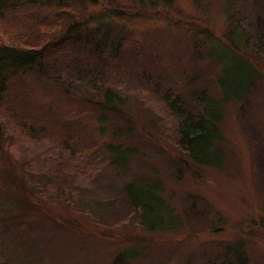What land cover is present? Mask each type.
<instances>
[{
	"label": "trees",
	"instance_id": "16d2710c",
	"mask_svg": "<svg viewBox=\"0 0 264 264\" xmlns=\"http://www.w3.org/2000/svg\"><path fill=\"white\" fill-rule=\"evenodd\" d=\"M198 1L200 3L202 0ZM239 1L229 0L224 8L229 24V30L225 34L212 33L202 27H193L191 33L201 39L199 45H194L193 55L201 54L208 45L214 48L221 44L233 53L243 66L241 70L246 82L244 86L236 80L235 73L230 77L231 83L234 81L241 92L225 93L224 98L215 104L217 99L213 95L193 88L196 79L194 76L186 78L183 87H177L175 83L171 84L161 71L163 78L162 75H152L148 66L155 68V63L144 66L139 42L132 41L129 33L123 29L124 25L116 31L115 24L127 16L124 7L114 4L109 6L110 9H106L100 0H0V26L5 30L0 33V152L13 145L10 144L14 141L9 134L13 129L24 134L23 140H31L29 146L43 145L39 142L45 138H53L55 144H60L55 135L62 126L73 125L74 120L94 113L99 126L104 124L112 128L110 138L100 130L101 142L89 143L86 149L78 152L69 150V153L62 155V161L68 157L67 162L73 163L76 157L87 153L88 158L96 165L94 167H98L97 173L82 179V183L87 181L90 189L82 191L86 198L83 205L87 204L83 206L84 213L90 212L92 215L98 210H108V206L112 204L118 207L116 204L119 202H128L130 208L127 210L128 214L125 213L127 218L130 219L137 212L140 224L147 233L179 230L183 226V219L175 206H172V200L169 199V203L164 197L163 179L152 180L144 174L148 167L144 164L145 157L136 146L134 134L129 131L132 120L127 118L124 128L112 127L117 123L115 117L123 118L126 115L122 104L124 100L116 94L119 90L109 81L110 78L107 79V75L113 73L124 76L129 73L143 81L155 93L164 96L167 111L174 118L175 152L185 156L188 161L185 168L180 167L179 162L174 165L177 178L192 174L197 179L202 169H222L226 164V140L221 130L225 116L224 105L229 104L228 102L245 105L256 88V82L262 78L261 69L254 61L264 58V0H242L250 8H258V11H255L257 22L254 24V33H248L246 27L241 24L242 20H234L238 13L242 16L243 9L239 6ZM130 3L134 9L142 11L169 7L171 0H130ZM75 13H79L82 20L74 17ZM144 14L140 13L137 18ZM14 20L17 25L10 33ZM6 23L10 27H7ZM130 47L131 51L128 50ZM205 57L208 59L206 53ZM209 63L211 66L215 65L210 61ZM222 85L219 84L220 87ZM52 87L63 92L75 103L78 113L58 115L54 102L47 94L39 97L31 94L35 89L47 93ZM88 93L89 96H83ZM38 126H41V134L34 131V127ZM7 135L10 136L8 141ZM75 139L74 130H67V140L63 146L68 148L67 144ZM26 142L18 143V147ZM55 149L57 147L48 148L45 152L34 149L35 155L25 156L24 159L16 158L21 167L23 184L30 190L28 194L22 189H15V192L11 190L13 194H10L6 188H11L13 179L10 176L4 178L6 191L2 190L3 187L0 189V237L3 242V235L10 236V239L7 243L4 242V245L0 241V264H42L41 251L39 257L25 248L26 238L20 235L24 233L25 223L20 222L15 227L12 223L23 221L29 208L41 211L50 223L59 224L56 221L58 218L42 208L37 199L42 200L43 196L55 193V189H67L64 188L66 182L75 185L73 179H68L69 172L74 170L80 174V170L66 161L63 165L55 162V154L47 152ZM79 159L85 163L83 158ZM20 160L28 164L29 168L27 169V165ZM138 164L141 170L136 171ZM103 166L111 168L113 176L107 177L109 181L97 179ZM24 180L30 182V188ZM102 189L109 191L112 199L98 195ZM182 205L185 216L208 218L206 211L199 209L194 198H185ZM5 207H12L10 213L15 221H8L4 217ZM122 211L125 212L123 209ZM261 219L262 226H259L264 228V215ZM20 227V234H16L14 229ZM139 247L144 246L135 244L120 249L114 262L107 264L133 262ZM248 254L245 246L224 242L220 250L208 249L203 264H250ZM184 264H197V261L189 260Z\"/></svg>",
	"mask_w": 264,
	"mask_h": 264
},
{
	"label": "rangeland",
	"instance_id": "374dc122",
	"mask_svg": "<svg viewBox=\"0 0 264 264\" xmlns=\"http://www.w3.org/2000/svg\"><path fill=\"white\" fill-rule=\"evenodd\" d=\"M100 2L106 9L114 4L126 9L124 11L127 16L115 24L116 31L124 25L123 29H126L132 41L139 42L144 66L155 63V68L148 66L154 77L163 73L171 84L183 87L186 78L194 76L196 79L193 88L213 95L217 99L215 104L224 98L225 93L241 92L234 81L231 83L232 74H236L239 84H246L239 59L223 45L218 44L214 48L208 45L201 54L193 55L194 45L201 42V39L191 34L193 27L209 29L217 34H225L229 30L224 14L229 0H202L200 3L198 0H171L169 7L142 11L134 9L130 0ZM239 6L243 9L242 16L238 13L234 20H242L241 24L248 33H254V24L257 22L255 11L258 8H250L242 0L239 1ZM140 13L146 15L137 18ZM74 17L82 20L79 13H75ZM15 21L11 24L10 33L17 25ZM6 26L10 27L7 23ZM3 32L5 30L0 26V33ZM131 48L128 50L131 51ZM209 61L215 65L211 66ZM254 63L261 69L262 78L256 82V88L248 97L247 103L241 106L228 102L223 108L225 116L221 130L226 140V164L220 170L202 169L197 179L192 174L177 178L174 165L181 163L180 167L185 168L188 161L185 156L175 152L174 118L167 111L164 96L155 93L143 81L129 73L124 76L113 73L107 75V79L110 78L109 81L119 90L116 94L124 100L122 104L126 115L123 118L115 117L117 123L112 127L124 128L126 119L132 120L129 131L134 134L136 146L141 150L145 157L144 164L148 167L144 174L152 180L163 179L164 197L169 203V199L172 200V206H175L183 219L182 228L175 232L147 233L140 224L137 212L130 219L127 218V210L130 208L128 202H119L116 204L118 207L112 204L108 206V210H98L92 215L90 212L84 213L83 206L87 204L83 205L86 198L82 191L90 189L87 181L82 183V179L97 173L98 167H94L96 165L88 158L87 153L76 157L73 163L67 162L68 157L62 161V155L69 153V150L78 152L86 149L89 143L101 142L100 130L110 138L112 128L104 124L99 126L94 113L78 117L79 120H74L73 125L62 126L55 135L60 144H55L53 138H45L39 142L43 145L29 146L31 140H23L24 134L18 133L16 129L10 131L14 141L10 144L13 145L0 152V189L4 188V178L10 176L13 184L11 188L5 187L10 194L15 189H22L26 194L30 192L23 184L21 167L16 158L33 156L36 154L34 149L45 152L48 148L57 147L47 151L55 154V162L63 165L66 161L80 170V174L74 170L69 172L68 179H73L75 185L66 182L64 188L67 189H55L56 192H52V195L43 196L42 200L37 199L42 208L58 218V225L50 223L41 211L29 208L23 221H15L10 213L12 207H5L4 217L8 221H15L12 223L14 227L20 222L25 223L23 234L19 233L21 227L13 228L16 234L26 238L25 248L39 257L41 251L42 264H107L114 262L120 249L135 244L144 247L137 248V257L128 264H184L189 260L203 264L208 249L220 250L222 243L233 242L247 248L250 264H264V228L259 226H262L261 216L264 215V58L255 59ZM219 84L223 85L220 87ZM31 94L37 97L47 94L54 102L58 115L78 113L77 105L55 87L50 88L47 93L35 89ZM40 129L41 126L34 127V131L39 134L42 133ZM67 130H74L76 139L65 148L63 143L67 140ZM9 139L10 136L7 135L6 140ZM24 142L25 145L18 147V143ZM24 164L28 169V164ZM71 168L75 169L74 166ZM101 169L97 179L109 181L107 177L113 176L111 168L103 166ZM139 170L140 164L136 167V171ZM24 182L31 187L30 182ZM78 183L79 188H82H78ZM5 188L2 189L4 192ZM101 194L102 198L112 199L109 191L102 189L98 195ZM185 198H194L199 209L206 211L208 218L185 216L182 212ZM3 237L5 243L10 239L8 235ZM0 241L4 245L1 237Z\"/></svg>",
	"mask_w": 264,
	"mask_h": 264
}]
</instances>
